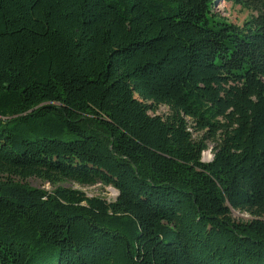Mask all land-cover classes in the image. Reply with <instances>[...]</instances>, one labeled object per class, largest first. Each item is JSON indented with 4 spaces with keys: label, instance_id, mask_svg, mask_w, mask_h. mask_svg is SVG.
Here are the masks:
<instances>
[{
    "label": "trees",
    "instance_id": "obj_1",
    "mask_svg": "<svg viewBox=\"0 0 264 264\" xmlns=\"http://www.w3.org/2000/svg\"><path fill=\"white\" fill-rule=\"evenodd\" d=\"M217 1L0 0V264H264V0Z\"/></svg>",
    "mask_w": 264,
    "mask_h": 264
},
{
    "label": "rangeland",
    "instance_id": "obj_2",
    "mask_svg": "<svg viewBox=\"0 0 264 264\" xmlns=\"http://www.w3.org/2000/svg\"><path fill=\"white\" fill-rule=\"evenodd\" d=\"M214 14L220 17L222 20L226 22L241 27L244 22L248 21L251 13L247 10L242 9L239 6L233 5L228 0H218L214 7ZM166 109L161 107L157 114L165 115ZM212 147V144H209V148ZM211 158V152L208 150L203 154V161H209ZM32 188L41 189L47 192L53 191L57 187H63L72 190H79L84 192L88 197H98L102 199H106L108 201H112L116 198L117 193L111 187H103L101 185L93 186V187H80L76 184L66 182L60 183L56 186H51L41 182L36 178H30L25 181ZM232 217L235 220L239 219H248V215L233 213Z\"/></svg>",
    "mask_w": 264,
    "mask_h": 264
},
{
    "label": "built area",
    "instance_id": "obj_3",
    "mask_svg": "<svg viewBox=\"0 0 264 264\" xmlns=\"http://www.w3.org/2000/svg\"><path fill=\"white\" fill-rule=\"evenodd\" d=\"M211 159V158H210Z\"/></svg>",
    "mask_w": 264,
    "mask_h": 264
}]
</instances>
